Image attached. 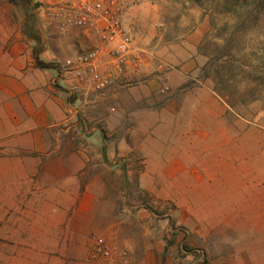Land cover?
<instances>
[{
    "label": "crops",
    "instance_id": "obj_1",
    "mask_svg": "<svg viewBox=\"0 0 264 264\" xmlns=\"http://www.w3.org/2000/svg\"><path fill=\"white\" fill-rule=\"evenodd\" d=\"M40 29L47 37H30L16 7L0 0V232H17L24 246L25 232H67L69 264H114L91 258V236L124 243L138 221L122 191V177L135 172L131 158H144L146 173L185 172V165L171 169L169 160L148 158L169 157L161 142L173 140L177 126L185 124L193 140L201 137L202 116L228 126L225 103L201 74L206 58L197 48L205 30L193 35L191 54L167 75L166 99L154 79L81 90L63 62L92 40L79 29L62 37ZM195 77L202 86L187 85ZM132 264L178 262L157 240L137 250Z\"/></svg>",
    "mask_w": 264,
    "mask_h": 264
},
{
    "label": "rangeland",
    "instance_id": "obj_2",
    "mask_svg": "<svg viewBox=\"0 0 264 264\" xmlns=\"http://www.w3.org/2000/svg\"><path fill=\"white\" fill-rule=\"evenodd\" d=\"M20 1L24 0H19L18 6H22ZM255 1L245 0L244 4L255 8L257 16L239 27L218 13L227 6L239 8L241 3L224 4L223 0H160L166 9V23L155 31L138 22L128 25L124 18L126 29L150 61V71L161 65L167 69L164 78L170 91L160 94L162 82L155 78L157 95L171 97L167 75L177 60L191 54L195 47L192 38L198 30H205L197 51L206 58V64L213 59L214 66H219L216 59L240 49L249 53L252 63L262 64L264 81V41H245L250 29L264 33V0ZM18 19L30 37H47L48 33L40 29L45 24L32 6L19 8ZM205 81L213 90L212 81ZM200 84L198 77L187 83L191 87ZM243 88L235 99L246 98ZM225 105L227 128L215 126L202 116L201 137L190 139L186 125L177 126L181 131L171 135L174 139L161 142L169 157L148 158L154 164L169 160L171 169L185 165L187 171L146 173L144 158L139 157L127 163L134 164L135 172L122 177L123 196L139 216L126 241L115 244L128 248L135 257L143 245L159 240L178 264H264V88L254 102L239 104L234 110ZM109 112L116 110L109 108ZM111 131L103 130L106 135ZM9 233V237H2L0 232V264H69L67 232H25V246L18 244L23 237L17 232Z\"/></svg>",
    "mask_w": 264,
    "mask_h": 264
},
{
    "label": "built area",
    "instance_id": "obj_3",
    "mask_svg": "<svg viewBox=\"0 0 264 264\" xmlns=\"http://www.w3.org/2000/svg\"><path fill=\"white\" fill-rule=\"evenodd\" d=\"M37 17L47 30L66 36L73 29L92 40L84 51L63 63V72L73 78L81 90L104 91L118 81L129 79L162 82L159 93L170 91L164 76L167 69L159 66L151 72L150 61L135 43L124 24L126 0H30ZM92 259H105L114 264H132L131 251L103 236L92 239Z\"/></svg>",
    "mask_w": 264,
    "mask_h": 264
},
{
    "label": "trees",
    "instance_id": "obj_4",
    "mask_svg": "<svg viewBox=\"0 0 264 264\" xmlns=\"http://www.w3.org/2000/svg\"><path fill=\"white\" fill-rule=\"evenodd\" d=\"M10 1L17 11H19V8H23L24 4L32 6L34 11L36 10V6L30 0L20 1L22 6H18L19 0ZM232 1H234V5L241 3L239 8L229 9L226 5L227 9L222 13H218V15H223L227 22H235V27L248 24L257 16L255 8L247 7L244 4L245 0H223V3L230 4ZM231 37L234 40L237 36L233 37L232 35ZM248 56L249 53L245 54L243 50L232 49L230 54H225L216 59L220 63L219 66H214L213 59H211L204 69V79L212 81L213 92L233 110L239 104L251 103L259 99L261 89L264 88V81L261 76L262 64L256 61L252 63ZM241 86H244L243 90L246 98L235 99L234 95L240 92Z\"/></svg>",
    "mask_w": 264,
    "mask_h": 264
},
{
    "label": "clouds",
    "instance_id": "obj_5",
    "mask_svg": "<svg viewBox=\"0 0 264 264\" xmlns=\"http://www.w3.org/2000/svg\"><path fill=\"white\" fill-rule=\"evenodd\" d=\"M166 9L160 0H126L125 18L128 25L138 22L148 31L165 27ZM245 41L258 44L264 41V33L250 29L245 33Z\"/></svg>",
    "mask_w": 264,
    "mask_h": 264
}]
</instances>
